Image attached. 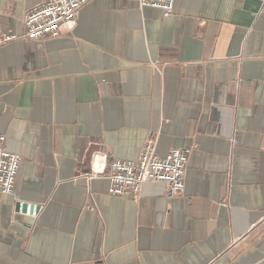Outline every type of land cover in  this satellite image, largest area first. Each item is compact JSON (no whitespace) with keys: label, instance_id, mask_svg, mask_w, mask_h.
I'll use <instances>...</instances> for the list:
<instances>
[{"label":"crops","instance_id":"obj_1","mask_svg":"<svg viewBox=\"0 0 264 264\" xmlns=\"http://www.w3.org/2000/svg\"><path fill=\"white\" fill-rule=\"evenodd\" d=\"M40 0H0L23 32ZM0 264H264V0H90L55 37L0 46ZM192 147L182 193H107L151 137ZM16 202L38 206L21 212Z\"/></svg>","mask_w":264,"mask_h":264},{"label":"built area","instance_id":"obj_2","mask_svg":"<svg viewBox=\"0 0 264 264\" xmlns=\"http://www.w3.org/2000/svg\"><path fill=\"white\" fill-rule=\"evenodd\" d=\"M90 0H40L22 17L23 32L0 31V46L23 37L30 40L55 37L62 24L73 22L80 8ZM175 0H138L140 6H152L163 17L172 14ZM0 135V193L12 195L22 156L4 149ZM156 137L151 136L135 159L115 158L109 163L107 193L113 196L136 198L146 181L162 182L165 194L173 198L184 189V176L192 147H174L164 156L155 152Z\"/></svg>","mask_w":264,"mask_h":264},{"label":"water","instance_id":"obj_3","mask_svg":"<svg viewBox=\"0 0 264 264\" xmlns=\"http://www.w3.org/2000/svg\"><path fill=\"white\" fill-rule=\"evenodd\" d=\"M15 207L17 210H20L21 212H32L33 210L38 211L39 207L38 206H34L32 204H27L25 202L21 203V202H16Z\"/></svg>","mask_w":264,"mask_h":264}]
</instances>
